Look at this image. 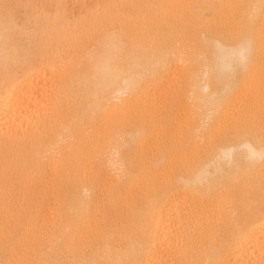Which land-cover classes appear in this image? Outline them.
<instances>
[{"label":"bare ground","instance_id":"6f19581e","mask_svg":"<svg viewBox=\"0 0 264 264\" xmlns=\"http://www.w3.org/2000/svg\"><path fill=\"white\" fill-rule=\"evenodd\" d=\"M0 264H264V0H0Z\"/></svg>","mask_w":264,"mask_h":264}]
</instances>
